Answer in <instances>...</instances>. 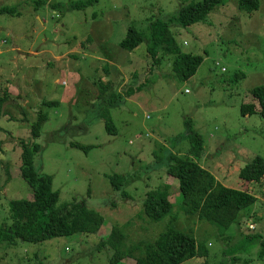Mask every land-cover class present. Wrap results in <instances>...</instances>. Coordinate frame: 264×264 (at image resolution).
Here are the masks:
<instances>
[{
  "label": "rangeland",
  "instance_id": "obj_1",
  "mask_svg": "<svg viewBox=\"0 0 264 264\" xmlns=\"http://www.w3.org/2000/svg\"><path fill=\"white\" fill-rule=\"evenodd\" d=\"M78 1L0 0V9H15L0 14V97L10 99L0 122V229L12 225L9 202L33 198L21 169L24 145L34 143L43 148L37 169L54 177L60 193L58 208L81 202L106 223L96 237L0 243V264H112L115 252L100 246L114 226L125 233L128 249L154 243L169 227L193 233L212 247V256L187 264L237 258L238 264H264L258 259L264 179L240 178L255 157L264 158V119L242 114L243 106L256 102L252 91L264 87V0L252 13L240 0H227L204 22L169 26L185 54L204 59L189 81L178 79L175 58L164 53L150 71L148 35L156 20L169 22L182 6L202 0H99L72 10L69 5ZM130 27L148 36L133 53L120 46ZM140 87L131 99L120 100ZM41 113L49 120L34 140ZM105 115L112 116L117 133L108 132ZM187 122L203 139L201 167L222 185L257 199L222 238L212 224L181 210L179 181L168 174L166 159L186 156L191 148ZM75 144L92 151L73 149ZM116 175L128 179L126 197L113 186ZM158 189L168 192L178 215L173 224L169 217L153 222L144 213L147 193Z\"/></svg>",
  "mask_w": 264,
  "mask_h": 264
},
{
  "label": "trees",
  "instance_id": "obj_2",
  "mask_svg": "<svg viewBox=\"0 0 264 264\" xmlns=\"http://www.w3.org/2000/svg\"><path fill=\"white\" fill-rule=\"evenodd\" d=\"M97 2L99 0H80L69 6L72 10H84ZM226 3L227 0L190 2L182 6L178 14L169 22L156 20L148 35L150 42L147 54L152 62L150 71L161 65V53H164L166 56L175 58L173 70L178 79L189 81L194 78L204 59L201 56L185 54L169 26L178 24L189 28L204 22L214 8ZM240 4L252 13L259 9L260 1L240 0ZM6 12L15 14V9H0V14ZM148 36L130 27L120 46L126 52L133 53ZM142 89L143 87L137 90L130 89L120 100L125 102L131 99ZM252 97L256 102L243 106L242 114L244 116L259 114L264 119V87L254 89ZM9 100L8 96L0 97V122L5 115L4 107ZM40 116L33 125L34 140L42 137L44 124L49 120V117L42 113ZM104 119L108 132L117 133L112 116L105 115ZM187 128L186 137L191 148L186 156L171 154L166 159L168 174L179 181L180 194L184 196L181 210L188 216H197L199 220L212 224L222 238L234 225L239 224L244 211L252 207L257 199L250 193L222 185L214 175L201 167L199 161L204 152L203 139L192 129L190 122H187ZM72 148L86 152L92 151V148H84L76 144L72 145ZM42 152V146L37 143L24 145L21 171L34 195L32 199L9 202L12 225L9 231L0 229V243L6 242L13 245L16 242H23L40 245L58 239L71 238L77 234L96 237L102 231L106 218L100 212L86 208L81 202L65 204L62 208H58L60 193L54 189V177L42 173L36 167V159ZM240 178L249 183L261 182L264 179V158L255 157L251 164L240 171ZM112 183L116 191L123 192L128 179L125 176L116 175L112 177ZM122 195L127 196L125 192ZM144 213L153 222H160L169 217L170 224L175 223L178 216L174 213V206L169 200L168 192L159 189L147 193ZM255 239L261 240V238ZM102 241L100 249L110 248L115 252L112 264H122L125 260H134L136 264H187L196 259L207 261L210 258L208 247L198 243L193 233L180 232L172 227L162 233L154 243H139L130 249L126 245L125 233L117 226H114ZM229 254L232 255V252H224V257L229 258ZM235 255L237 254L234 252L233 256ZM237 259L230 263L222 261L219 264H238L241 260ZM258 259L264 261V240L261 242Z\"/></svg>",
  "mask_w": 264,
  "mask_h": 264
},
{
  "label": "crops",
  "instance_id": "obj_3",
  "mask_svg": "<svg viewBox=\"0 0 264 264\" xmlns=\"http://www.w3.org/2000/svg\"><path fill=\"white\" fill-rule=\"evenodd\" d=\"M208 247V250H209V252H210V258H211V256H212V253H211V249H212V247H210V246H207ZM123 263V262H122ZM132 263H134V262H132Z\"/></svg>",
  "mask_w": 264,
  "mask_h": 264
}]
</instances>
